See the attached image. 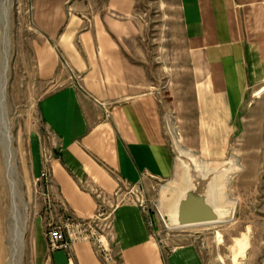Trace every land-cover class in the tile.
<instances>
[{"label": "crops", "instance_id": "1", "mask_svg": "<svg viewBox=\"0 0 264 264\" xmlns=\"http://www.w3.org/2000/svg\"><path fill=\"white\" fill-rule=\"evenodd\" d=\"M134 9V0H32L37 77L61 85L38 103L52 141L46 161L38 136L31 139V175L50 210L34 226L40 264H104L90 242L49 251L44 235L47 221L90 220L99 210L111 212L104 234L115 264H207L195 244L156 237L141 206L110 208L119 187L178 172L159 101L145 90L144 67L126 53L138 34ZM177 9L195 107L212 117L198 130L242 131L245 146L264 147V0H177Z\"/></svg>", "mask_w": 264, "mask_h": 264}, {"label": "rangeland", "instance_id": "2", "mask_svg": "<svg viewBox=\"0 0 264 264\" xmlns=\"http://www.w3.org/2000/svg\"><path fill=\"white\" fill-rule=\"evenodd\" d=\"M134 2L138 34L127 42L126 53L144 67L145 90L159 101L161 121L178 172L172 180H144L138 187H119L110 208L125 202L141 206L157 226L156 237L164 242L169 240L172 246L195 244L207 264H261L264 260V147L245 146L247 133L242 131L198 130L199 123L208 126L212 117L200 116L195 107L196 78L185 53L177 0ZM8 16L5 119L15 166L14 191L18 192L16 196L24 210L27 209L22 247L16 260L17 264H40L34 246V226L36 219L44 218V214L47 217L50 210L43 195L44 185L31 175V139L38 136L42 158L46 161L52 141L41 125L38 103L61 85L42 83L37 77L34 47L41 37L33 25L32 0H10ZM255 135L262 139L263 132ZM185 168H201L216 174L218 205L229 215L224 223L183 229L166 227V210L175 197L174 187L182 186ZM0 191V205L8 212L10 191L1 148ZM10 226L7 214L0 245L2 264H9L12 253Z\"/></svg>", "mask_w": 264, "mask_h": 264}, {"label": "water", "instance_id": "3", "mask_svg": "<svg viewBox=\"0 0 264 264\" xmlns=\"http://www.w3.org/2000/svg\"><path fill=\"white\" fill-rule=\"evenodd\" d=\"M216 174L185 168L182 186L166 210L169 229H183L224 223L229 215L218 205Z\"/></svg>", "mask_w": 264, "mask_h": 264}, {"label": "bare ground", "instance_id": "4", "mask_svg": "<svg viewBox=\"0 0 264 264\" xmlns=\"http://www.w3.org/2000/svg\"><path fill=\"white\" fill-rule=\"evenodd\" d=\"M10 0H0V148L3 154L5 164L6 183L10 191V204L8 212L0 205V245L2 243L4 229L3 219L8 214V221L10 220V238L12 242V253L10 255L9 264H17L16 255L22 247V238L24 229L26 228L27 215L23 203L16 196L14 189L13 178V153L11 151V136L5 119V93L7 88V75L9 68L8 58V14H9ZM8 116V115H7ZM236 164V163H235ZM16 185V183H15ZM2 192L0 191V194ZM18 195V194H17ZM20 197V196H19ZM21 199V198H20ZM4 251V250H3ZM0 250V264H2L3 257Z\"/></svg>", "mask_w": 264, "mask_h": 264}, {"label": "built area", "instance_id": "5", "mask_svg": "<svg viewBox=\"0 0 264 264\" xmlns=\"http://www.w3.org/2000/svg\"><path fill=\"white\" fill-rule=\"evenodd\" d=\"M49 171L44 170L40 179L47 181ZM110 215L99 210L90 220H78L66 216L60 221H51L47 224L45 239L49 251L69 250L71 245L79 242H90L97 250L104 264H115V259L105 241V227H109ZM148 224L152 221L149 218Z\"/></svg>", "mask_w": 264, "mask_h": 264}]
</instances>
